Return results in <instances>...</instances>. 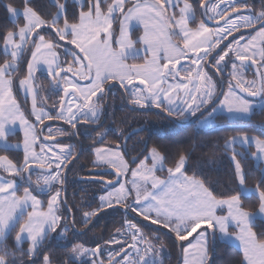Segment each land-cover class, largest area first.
I'll return each instance as SVG.
<instances>
[{"label": "rangeland", "instance_id": "374dc122", "mask_svg": "<svg viewBox=\"0 0 264 264\" xmlns=\"http://www.w3.org/2000/svg\"><path fill=\"white\" fill-rule=\"evenodd\" d=\"M251 1L215 0L208 5V21H222L238 3L249 10ZM50 2L58 7L50 23L30 6L9 8L12 22L18 23L20 18L24 21L7 35L4 51L10 60L0 67V249L19 227L16 246L21 248L28 243L33 258L49 239L71 244L73 260L99 264L98 249L91 245V240L86 242L81 232L73 230L63 212L64 169L74 153L73 146L63 142L48 143L46 139L69 136L78 121L92 117L96 99L107 84L131 87L145 102L138 103L139 108L165 106L173 113L186 108L189 100L202 92L200 103L193 111L196 114L201 107L212 105L219 96L221 79L218 82L214 78L208 61L212 53L231 39L215 61V66L227 74L228 85L221 101L199 122L198 128H214L217 126L215 118L221 115L227 116L232 126L245 124L253 114L264 110V28L244 33L263 20L264 12L261 10L255 15L247 11L223 25L209 26L198 18L187 0H91L86 11L83 10L87 0ZM68 2L81 10L76 23L67 20ZM26 55V73L19 78L16 73ZM189 55L191 62L183 66L181 73L184 82H170L177 62ZM227 59L232 62L230 66L225 64L224 69L222 61ZM135 60L144 62H133ZM243 61L253 63L254 67L246 70L242 67ZM85 63L91 64L93 76L89 83L80 84L72 75L76 73L82 79H89ZM44 76L49 78L47 82H58L63 88L76 87L80 94L62 104L56 115V120L62 122L60 125L44 124L46 119H52L53 112L40 100V93L49 87L43 83ZM134 85L143 90L145 97ZM18 153L22 160L15 162ZM234 162L244 188V173L238 161L234 159ZM95 164L117 168L124 179L123 185L111 189L108 195L99 196V208L129 205L135 212L150 217L155 225L171 233L181 244L184 242L182 264H211V239L219 237L224 242L238 244V236L230 227L237 228L239 224L241 238L245 240L249 231L253 233L248 226L249 218L253 223L257 219L264 220V195L258 189L254 190L262 202L258 212L249 213L241 205L239 211L231 207L226 216L218 213L211 203H202L187 182L171 189L173 185L169 187L168 180L175 174L182 173L185 179L195 180L184 174V159L167 179L163 174L166 169L163 157L154 149L148 158L133 166L119 146H98ZM32 169L34 176L30 177L28 172ZM126 183H130V188ZM125 188L130 189L129 193ZM143 231L141 227L130 226L121 238L109 242L103 250V261H113L124 251L118 254L120 245L128 242L132 250L119 264H164L170 256L164 236L147 237ZM246 259L248 263L249 255ZM0 264H6L1 256ZM45 264H50L48 258Z\"/></svg>", "mask_w": 264, "mask_h": 264}, {"label": "trees", "instance_id": "16d2710c", "mask_svg": "<svg viewBox=\"0 0 264 264\" xmlns=\"http://www.w3.org/2000/svg\"><path fill=\"white\" fill-rule=\"evenodd\" d=\"M90 1L87 0L86 8L83 11L89 8ZM187 1L194 7L198 18L204 20L202 8L207 0ZM27 6H30L43 20L49 23L58 10V7L50 0H30L28 2L26 0H0V67L10 60V56L4 51L7 35L17 30L18 26L23 24L24 21L23 18H20L18 23L12 22L9 8L24 9ZM80 11L76 4L68 2L67 20L72 23L78 22ZM46 36L50 37L48 34ZM135 36L137 37V35ZM27 57L28 55L22 61L19 73H16L19 78H23L26 73ZM48 79L44 76L43 83L50 88L52 82H47ZM41 85L43 84L41 83ZM215 122L217 126L210 130L200 129L198 125L182 128L174 127V130H170L167 125L158 124V130L150 138L148 146L162 155L166 168L163 171L165 177L176 171L179 163L184 159L186 160L184 174L202 183L214 198L220 201L239 199L243 210L256 213L261 208L262 202L261 198L254 193V190L258 189L264 195V171L262 166L257 164L254 159V149L235 153L228 148V144L239 135L255 136L264 141V110L253 114L245 124L240 126H232L228 117L224 115L216 117ZM119 140L120 137L115 138L114 142ZM234 159L238 161L244 173V188L238 177ZM21 160V153L16 154L14 161L20 162ZM93 161V148L90 147L89 150L84 148L81 158L71 167L68 173L67 206L64 202L62 204L63 212L68 217V223L74 231L87 229L96 215L108 208H99V196L102 194L99 189L92 188L93 195L91 196V192L86 190L87 187L78 185L77 177L80 174V167L89 164L92 166ZM33 176L34 174H31V177ZM25 186L28 187V184ZM57 188L54 190H57ZM247 191H250V193L247 194ZM20 194L22 195V192ZM72 218H74V224ZM252 228L257 240L264 243V220L257 219ZM18 229L19 227L12 232L0 249V256L6 264H45L46 258L49 259L50 264H92L90 261L80 263L73 260V247L71 244L49 239L41 246L37 257L33 258L29 252L30 245L28 243H25L21 248H17L15 237ZM124 231L123 213L120 210H112L100 217L93 228L83 236L86 242L92 241L91 245L101 251L103 258V250L108 247L109 242L121 238ZM148 231L151 230L148 229ZM151 232L160 235L162 238L164 236L165 240L163 241L170 250V256L165 259L164 264H177L179 261L178 244L163 234L156 231ZM126 243L120 245L119 250L121 251L118 254L128 246V243L127 246ZM182 246H185L184 242H182ZM209 252L212 258L211 264H245L243 252L237 246L220 240L219 237L211 239Z\"/></svg>", "mask_w": 264, "mask_h": 264}, {"label": "flooded vegetation", "instance_id": "af4514ba", "mask_svg": "<svg viewBox=\"0 0 264 264\" xmlns=\"http://www.w3.org/2000/svg\"><path fill=\"white\" fill-rule=\"evenodd\" d=\"M240 10L241 11L244 10L245 13L247 11H251V13L258 15L261 10H263L264 12V0L251 1L249 10L246 8L244 9L243 4L238 3L236 8L233 10V12L240 11ZM202 13H203V8H202ZM203 19H204V16H203ZM200 20L206 23L205 19L204 20L200 19ZM263 22H264V18L260 23L255 24L253 29L257 28ZM176 39L178 40L179 37H176ZM222 52L218 56H220ZM211 55L213 56L214 54L212 53ZM189 56L187 57V59H182L179 62H177L178 66L180 64H182V66L181 67L177 66L175 73L172 74L170 70L168 71L169 73H171L170 82L172 83L184 82L181 80V73H182L183 66L191 62L192 57L191 56L189 57ZM218 56L215 57L214 60L211 62L212 68L210 72L213 74L214 78H217L218 82H219V76H221L223 82L227 86L229 82L227 79V74H225V72L223 73L224 70L220 71L218 67L215 66V61L216 59H218ZM67 62L69 63L70 60H68ZM133 62L143 63L144 61L135 60ZM231 62H232L231 59H227L225 61L223 60L222 63L224 65V69H226L225 67L226 65L230 66ZM242 67L246 68V70H250V67L248 66L242 65ZM85 69H86L87 76H89V79L87 78L82 79L76 73H74L73 75L71 74L72 78L79 81L80 84L89 83L93 76L91 72L92 70L91 64L89 65L85 63ZM191 77H193L192 74H191ZM108 85L109 84L106 85L103 93L97 97L96 99L97 107L93 110L91 114L92 117L87 118V120L81 119L80 121H78L77 124L72 127L71 134L69 136L68 134L60 135L55 138L59 140L58 142L71 143L74 149L73 151L74 153L71 154L69 161L66 165V168L64 169L65 172L68 166L72 163V161H74V159L78 156L80 147L82 148L81 155L72 164V166L81 158L84 148L85 150H89L90 147L93 148V153H94L93 165L91 166L89 164L87 166L86 165L81 166L80 174H78V177H77V181L79 182L78 185L80 187L81 186L87 187L86 190L87 192H91L90 194L91 196L93 195L92 188L99 189L102 192L101 196L108 195L111 189L115 188V187L109 188L108 184L115 182L117 180L118 174L120 175V178H121L119 185L124 184V179L122 177V174L117 168L110 167V166L100 167L95 164V150L97 149L98 146H101V147L119 146L122 149L124 155L126 156V159L129 161L130 165L137 166L142 161H144L146 158H148L149 153L152 150L148 146L149 140L157 132L158 124H165L167 125L168 128H170V130L173 129L174 127L182 128L183 127L182 125L188 124L189 122L194 120L197 116H199L205 109L211 106V105H207L205 108L201 107L200 110L196 114H193V111L197 108V106L200 103L201 95H203L202 92H198V94L194 96L195 98L189 100V102L187 103L189 105L186 108H184V109H189V111L188 110L186 111L184 109H179L177 112L173 113V112L168 111L165 106L151 107L150 105L149 106L147 105L144 108H139L138 103L143 102V99H142L143 97H140V94L137 95L136 91H132L131 87L129 86L126 87L121 84L120 85L115 84L110 87ZM199 85H200V82H198L197 88H199ZM134 86L141 90L139 86H136V85ZM142 92L143 90L140 91L141 96L144 95L145 97V94H142ZM66 93H70V95L66 97ZM40 94H41L40 100H43L47 104V108L53 111L51 112L52 119L51 120L46 119L44 123L45 125L46 124L48 125L62 124V122L59 119L56 120L57 119L56 115L58 114V112H60L62 104L67 103V101L70 99L71 96L80 95L76 87L63 88V86L60 83L58 84V82H56L55 84L53 82L51 87L48 88V90H43ZM148 102L151 103L150 101ZM211 110L212 109H210L209 112ZM209 112L204 117H206L209 114ZM139 114H141L143 117L140 116ZM190 114H193V117H189ZM204 117H202L195 125H198L199 122ZM81 124L83 125L79 127L78 133L76 135L75 128ZM62 129L64 128L62 127ZM137 130H140L141 132L130 136L127 140V137L132 132L137 131ZM62 134H64V132ZM118 137H120V140L118 142H114L115 138H118ZM106 171H109V172H106ZM68 173H67V180H68ZM64 183L65 181L63 180V191H64ZM66 185H67V182H66ZM126 186L130 188V183H126ZM125 190H126L125 191L126 193H129L128 190L130 189L127 190L125 188ZM127 198L126 200H128ZM62 202H64V193H63ZM121 208H127L128 213H124L121 210ZM108 209H110V207L100 211L96 215V217L93 219V221L88 225L87 229H85L84 231H78V232L85 234L86 232L91 230L93 226L95 225V223L97 222V220L100 217H102L104 214L108 213V212L103 213L104 211H107ZM116 210H120L123 213L125 231L129 230V227L133 225L139 229L141 227L142 230H144L143 232L146 233L147 237L149 236V234L153 235V232L151 231H156L159 234H163L167 236L168 238L173 239L171 236L167 235L165 232H162L160 230H157L155 228H152L140 222L139 221L140 219H144L145 221L153 223L152 221H150L151 220L149 219L150 217H146L144 215L139 214L138 212H135L129 205H125L124 207L123 206L118 207ZM148 229L151 231H148ZM127 243H126V246H127ZM128 248L130 249V251L132 250L131 243L128 244V246L125 249H128Z\"/></svg>", "mask_w": 264, "mask_h": 264}, {"label": "crops", "instance_id": "0c3cea01", "mask_svg": "<svg viewBox=\"0 0 264 264\" xmlns=\"http://www.w3.org/2000/svg\"><path fill=\"white\" fill-rule=\"evenodd\" d=\"M230 143H229L230 145H228V148L232 152H235V153H240V152H242V150L249 151V149H254V151H255L254 159H255V161L259 160V162H257V161L256 162L262 166V169L264 171V141L263 140L255 137V136L239 135V136L235 137L234 139H232L230 141ZM169 178H170V176L167 177V179H169ZM169 180H168V182H170V183L168 186L171 187L173 185V187H171V189L176 188L174 185L179 184V186H182L183 184L185 185V183L187 182L189 184L190 189H193L195 191L196 195L198 197H200L202 203H205V202L211 203V206L215 207L217 209L218 213L219 212L224 213L225 216L227 215L228 211L231 210V207H232V209L237 210V211H239V209L241 207V203L239 204V202H240L239 199H233V200H229V201L215 200L212 197V195L210 194V192L205 188L204 185H203L204 187L202 185H199L196 180L195 181H189L187 178L185 179V177L182 173L175 174V177H171V179H169ZM246 193L249 194L250 191H247ZM201 208L204 209L203 204L201 205ZM244 216H248V215L244 214ZM250 216H248V217H250ZM254 223H255V221H254ZM254 223H253L252 218L250 217L248 220V226L251 227L252 230H253L252 227H253ZM229 230L234 231V235H237L239 237V238L237 237V239L239 240V243L233 244V245L237 246L243 252V254L245 256V263H247L246 262V260H247L246 255L247 256L249 255L250 261L247 264H264V261H263L264 245L260 244L261 242H259L257 240L254 231H252L253 233H251L249 231L248 236L244 240V238H241V236H242L241 226L239 224H237V228L236 227L235 228L230 227ZM243 240H244V242H243ZM244 249H246V252H244Z\"/></svg>", "mask_w": 264, "mask_h": 264}, {"label": "water", "instance_id": "95a60500", "mask_svg": "<svg viewBox=\"0 0 264 264\" xmlns=\"http://www.w3.org/2000/svg\"><path fill=\"white\" fill-rule=\"evenodd\" d=\"M213 1H215V0H207L205 3H204V5H203V16H204V19H205V21H206V23L209 25V26H220V25H223L224 23H226L228 20H230L232 17H234V16H236V15H238V14H243V13H245V11L244 10H240V11H234V12H232V13H230L229 15H227L222 21H220V22H218V23H212V22H209L208 21V14H207V8H208V5L211 3V2H213ZM264 28V22L263 23H261L257 28H254V29H252V30H249V31H245L244 33H246V32H255V31H257V30H259V29H263ZM238 36V35H237ZM232 40V39H231ZM231 40L230 41H228L227 43H225L222 47H220V49L217 51V52H215L214 53V55L211 57V59L209 60V62H208V65L211 67V62L214 60V58L215 57H217L226 47H227V45L231 42ZM242 64L243 65H245V66H248V67H254V64L253 63H251V62H249V61H243L242 62ZM182 66V64H180L178 67H181ZM258 75H260V73H259V71H258ZM219 78L221 79V90H220V93H219V96H218V98L216 99V101L211 105V106H209L207 109H205L199 116H197L194 120H192L191 122H189L188 124H186V125H182L183 127H190V126H193V125H195L202 117H204L208 112H209V110L210 109H212L213 107H215L220 101H221V99H222V97H223V95H224V93H225V90H226V85H225V83L223 82V80H222V78H221V76H219ZM246 94V93H245ZM244 94V95H245ZM70 95V93H66V97H68ZM65 97V98H66ZM83 124H81V125H78L76 128H75V132H76V135H77V133H78V129H79V127L80 126H82ZM43 132V131H42ZM141 131L140 130H137V131H134V132H132L128 137H127V140H128V138L130 137V136H132V135H134V134H137V133H140ZM46 141L48 142V143H56V142H58L59 140H57V139H46ZM81 150H82V148L80 147V151H79V154H78V156L74 159V161H72V163L68 166V168H67V170H66V172H65V175H64V181H65V183H64V204L67 206V202H66V193H67V185H66V182H67V173H68V171L70 170V168H71V166H72V164L80 157V155H81ZM133 162H135V161H133ZM33 169H32V171H30V172H28V174H32L33 173ZM106 172H109V171H106ZM120 175L118 174L117 175V180L115 181V182H113V183H109L108 184V187L109 188H113V187H116V186H118L119 185V183H120ZM118 207H113V208H110V209H108L107 211H104L103 213H105V212H109V211H112V210H116ZM121 210L124 212V213H128V209L127 208H121ZM103 213H101V214H103ZM100 214V215H101ZM99 215V216H100ZM73 216V215H72ZM140 222H142V223H144V224H146L147 226H150V227H152V228H155V229H157V230H160V231H162V232H165L167 235H169V236H171L173 239H174V241L178 244V247H179V261H178V263L177 264H182V249H183V246H182V244H181V242L179 241V240H177L171 233H168L167 231H165L163 228H161V227H158L157 225H155V224H153V223H150V222H148V221H145L144 219H140L139 220ZM72 223L74 224V218H72ZM129 252H130V249L128 248V249H125L119 256H117L113 261H111V262H109V263H105L104 261H103V259H102V256H101V251L100 250H98V254H97V259H98V262H99V264H119L120 263V261H122L128 254H129Z\"/></svg>", "mask_w": 264, "mask_h": 264}]
</instances>
